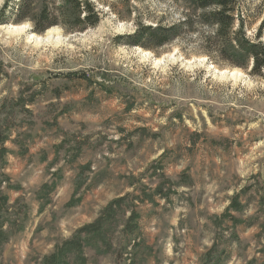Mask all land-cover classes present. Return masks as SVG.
Wrapping results in <instances>:
<instances>
[{
	"label": "rangeland",
	"instance_id": "rangeland-1",
	"mask_svg": "<svg viewBox=\"0 0 264 264\" xmlns=\"http://www.w3.org/2000/svg\"><path fill=\"white\" fill-rule=\"evenodd\" d=\"M88 1L100 23L82 33L0 26V264H45L102 217L103 240L57 264H264V80L216 64L201 24L156 50L122 44L182 21L183 0ZM242 4L255 40L264 0ZM46 130L62 140L51 162L29 154ZM72 171L87 214L79 197L53 210Z\"/></svg>",
	"mask_w": 264,
	"mask_h": 264
},
{
	"label": "trees",
	"instance_id": "trees-1",
	"mask_svg": "<svg viewBox=\"0 0 264 264\" xmlns=\"http://www.w3.org/2000/svg\"><path fill=\"white\" fill-rule=\"evenodd\" d=\"M183 1L188 6V12L183 13L182 21L173 26L139 25L133 35L122 37L125 40L122 44L156 50L186 35L197 33L196 27L201 24L211 30L210 35L202 37L208 47L207 55H210L216 64L222 62L229 67L248 73L253 78L264 80V42L262 41L264 16L255 40H251L247 37L250 16L246 18L240 15V11L245 9L242 0ZM26 22H30L34 31L39 34L54 27H60L68 34H75L97 27L100 18L95 5L88 0H6L0 10V26ZM122 39L119 38L117 41L120 43ZM3 138L0 132V155H5L7 151ZM232 209H239L236 201L231 203L226 213ZM105 219L107 220V217H102L98 222L83 227L72 240L58 249V254H54L45 264H57L58 258L68 253L78 255L83 249L82 237L84 240L87 239L88 244L103 240ZM4 234L0 225V245L6 242L3 240ZM82 234L84 236H81Z\"/></svg>",
	"mask_w": 264,
	"mask_h": 264
},
{
	"label": "crops",
	"instance_id": "crops-1",
	"mask_svg": "<svg viewBox=\"0 0 264 264\" xmlns=\"http://www.w3.org/2000/svg\"><path fill=\"white\" fill-rule=\"evenodd\" d=\"M38 134L40 136L36 140L34 139L33 143H31L29 154L33 155L34 158L36 157L42 158L43 156L44 157L46 156L49 162L55 161L56 159H58L59 158L58 156L61 154L60 151L62 150V147L60 146L62 140L61 139L58 140L56 139V137H51L52 133H50L49 130H46L45 132H38ZM71 151L72 153L74 152L76 153L75 162H78V164H82L83 160L81 158V155L80 156L78 155V153H80V150H71ZM66 154L70 155L71 153L67 150ZM66 154L64 155L63 160L60 162H63L65 160L69 161V159H71ZM78 156H79V159H78ZM75 162H70V163H75ZM74 175L75 173L73 171L70 173H67L66 175H64L65 176L64 180L66 182L63 185L57 186L56 193L54 196L55 198V205L53 206L54 211L58 207H65L71 201L73 197H77V198L79 197L80 199L78 200V203H77L78 204L77 209H79V211L82 214H87L89 212V210H87L89 207V203L87 200L88 191L86 189H81L82 191H86L83 194V196L75 194L76 189L74 188V184H75ZM90 188L92 187L90 186ZM102 188L103 186L101 184V185L93 186L91 190H93V192L95 193L94 195H96V194L101 193Z\"/></svg>",
	"mask_w": 264,
	"mask_h": 264
},
{
	"label": "bare ground",
	"instance_id": "bare-ground-1",
	"mask_svg": "<svg viewBox=\"0 0 264 264\" xmlns=\"http://www.w3.org/2000/svg\"><path fill=\"white\" fill-rule=\"evenodd\" d=\"M25 28H26V26H25V27H14V28H12V29H14L16 32H21V31H23ZM51 34H52V31L49 32V37H51Z\"/></svg>",
	"mask_w": 264,
	"mask_h": 264
}]
</instances>
